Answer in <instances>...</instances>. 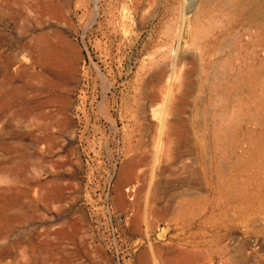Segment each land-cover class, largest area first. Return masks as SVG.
<instances>
[{
	"label": "rangeland",
	"instance_id": "rangeland-1",
	"mask_svg": "<svg viewBox=\"0 0 264 264\" xmlns=\"http://www.w3.org/2000/svg\"><path fill=\"white\" fill-rule=\"evenodd\" d=\"M226 1L0 0V264H264V0Z\"/></svg>",
	"mask_w": 264,
	"mask_h": 264
},
{
	"label": "bare ground",
	"instance_id": "bare-ground-1",
	"mask_svg": "<svg viewBox=\"0 0 264 264\" xmlns=\"http://www.w3.org/2000/svg\"><path fill=\"white\" fill-rule=\"evenodd\" d=\"M227 1H228V0H227ZM227 1H226V2H227ZM242 2H243V1H242ZM230 3H231V2H229V3L227 2L228 5H226V6H229ZM253 3H254V2L252 1V5H253ZM261 3H262V2H261ZM231 4H232V3H231ZM231 4H230V6H231ZM240 4H241V3H240ZM255 4H256V1H255ZM259 4H260V3H259ZM253 6H254V5H253ZM222 8H223V7H222ZM228 8H229V7H228ZM250 8H251V7H250ZM262 8H263V7H262ZM245 9H246V8H245ZM231 10H232V8H231ZM247 10H249V9L247 8ZM263 10H264V9H263ZM247 12H248V11H247ZM263 13H264V12H263ZM237 15H238V14H237ZM253 15H254V14H253ZM257 15H258V14H257ZM246 16H247V15H246ZM250 16L252 17V15H250ZM220 17H221V16H220ZM225 17H226V16H225ZM247 17H248V16H247ZM262 17H263V16H262ZM243 19H244V18H243ZM248 19H249V18H248ZM260 19H261V18H260ZM260 19H259V20H260ZM226 20H228V19H226ZM247 21H248V20H247ZM256 22L258 23V21H256ZM250 23H251V22H250ZM254 23H255V22H254ZM227 26H228V25H227ZM247 27H248V26H247ZM239 29H240V28H239ZM243 29H244V28H243ZM247 29H248V28H247ZM247 29H245L246 32H247V31L249 32V29H248V30H247ZM254 29H255V28H254ZM255 30H256V29H255ZM255 30H254V31H255ZM242 31H244V30H242ZM237 32H238V31H237ZM237 32H234V34L237 33ZM248 32H247V33H248ZM243 33H244V32H243ZM237 34H238V33H237ZM218 36H219V35H218ZM226 36H227V35H226ZM238 36H239V35H238ZM224 37H225V36H224ZM230 37H231V36H230ZM232 37H233V36H232ZM232 37H231V38H232ZM236 37H237V36H236ZM246 37H247V36H246ZM254 37H255V36H254ZM237 38H239V37H237ZM249 38H250V37H249ZM221 39H222V38H221ZM247 39H248V37H247ZM247 39H246V40H247ZM236 40H237V39H236ZM224 41H225V40H224ZM230 41H231V39H230ZM248 42H249V40H248ZM248 42H247V43H248ZM231 43H232V42H231ZM232 44H233V43H232ZM232 44H231L230 46H233ZM221 46H222V45H221ZM221 46H220V47H221ZM256 46H257V45H256ZM257 47H258V46H257ZM258 48H259V47H258ZM213 49H214V48H213ZM218 49H219V48H218ZM225 49H226V48H224V50H225ZM230 49H231V48H230ZM233 49H234V47H233ZM242 49H243V48H242ZM252 49H253V48H252ZM252 49H250V50H252ZM261 49H262V48H261ZM228 50H229V48H228ZM259 50H260V48H259ZM240 51H241V50H240ZM222 52H223V51H222ZM246 52H247V51H246ZM250 52H251V51H250ZM236 53H237V52H236ZM248 53H249V51H248ZM255 53H256V52H255ZM218 54H219V53H218ZM234 54H235V52H234ZM234 54H233V55H234ZM219 55H220V54H219ZM219 55H218V56H219ZM240 58H241V57H240ZM254 58H255V57H254ZM221 59H222V58H221ZM225 59H226V58H225ZM236 61H237V60H236ZM222 62H223V59H222ZM233 63H234V62H233ZM217 64H218V63H217ZM237 64H238V63H237ZM214 65H215V64H214ZM247 65H248V64H247ZM218 66H219V65H218ZM218 66H217V67H218ZM243 67H244V65H243ZM230 69H231V68H230ZM224 70H225V69H224ZM224 70H223V71H224ZM220 71H222V70H220ZM227 72H228V71H227ZM214 73H216V70H215ZM217 74H218V73H217ZM223 74H224V73H223ZM220 75H221V72H220ZM232 76H233V75H232ZM215 77H216V76H215ZM221 77H222V76H221ZM218 78H219V76H218ZM218 78H217V79H218ZM234 80H236V79H234ZM234 80H233V81H234ZM233 81H232V82H233ZM229 82H230V81H229ZM232 82H231V83H232ZM231 83H229V84H231ZM219 85H221V84H219ZM222 86H223V85H222ZM237 91H238V90H237ZM262 92H263V91H262ZM223 93H224V92H223ZM234 93H235V92H234ZM236 94H237V93H236ZM236 94H235V96H237ZM256 94H258V93H256ZM260 94H261V93H260ZM254 96H255V95H254ZM260 96H262V95H260ZM235 98H236V97H235ZM212 99H213V98H212ZM218 100H219V99H218ZM259 101H260V100H259ZM219 102H220V101H218V104H219ZM237 103H238V102H237ZM260 103H261V102H260ZM235 105H236V104H235ZM258 105H261V104H258ZM249 106H250V105H249ZM210 109H211V108H210ZM237 109H238V108H237ZM252 110H253V109H252ZM251 115H253V114H251ZM219 116H220V115H219ZM235 117H236V116H235ZM245 117H246V116H245ZM205 120H206V119H205ZM237 121H238V120H237ZM237 121H236V122H237ZM213 122H214V121H213ZM238 122H239V121H238ZM206 125H207V124H206ZM228 133H229V132H228ZM229 134H230V133H229ZM258 139H259V138H258ZM259 140H260V139H259ZM246 144H247V143H246ZM246 146H247V145H246ZM221 150H222V149H221ZM222 151H223V150H222ZM242 160H243V159H242ZM222 166H223V165H222ZM232 166H234V165H232ZM131 167H132V166H129V167H126L124 170H122L121 176H122V177H123V176H126V177L130 178V177L132 176V175H131V172H132V169H133V168H131ZM256 171H257V170H256ZM259 179H260V178H259ZM256 180H258V179H256ZM257 182H258V181H257ZM117 193H118V192H117ZM186 258H188V257L186 256ZM168 263H169V262H168ZM169 264H173V262H170ZM181 264H192V262H191V261L184 262V261L182 260V263H181Z\"/></svg>",
	"mask_w": 264,
	"mask_h": 264
}]
</instances>
